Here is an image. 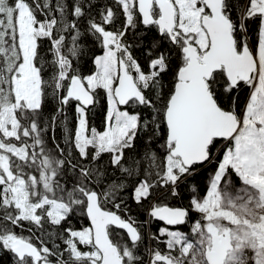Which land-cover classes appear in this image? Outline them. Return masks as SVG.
<instances>
[{"label": "snow or ice", "instance_id": "1", "mask_svg": "<svg viewBox=\"0 0 264 264\" xmlns=\"http://www.w3.org/2000/svg\"><path fill=\"white\" fill-rule=\"evenodd\" d=\"M0 264H264V0H0Z\"/></svg>", "mask_w": 264, "mask_h": 264}, {"label": "trees", "instance_id": "2", "mask_svg": "<svg viewBox=\"0 0 264 264\" xmlns=\"http://www.w3.org/2000/svg\"><path fill=\"white\" fill-rule=\"evenodd\" d=\"M142 63H143V61H141ZM70 113H71V110H70ZM94 123L97 125V126H99L100 125V118H99V113H98V115H97V117H96V119L94 120ZM76 224H77V226L79 227L80 226V224H82V223H85L84 221H77V222H75ZM155 225L153 226V230H155ZM5 260H6V257H5Z\"/></svg>", "mask_w": 264, "mask_h": 264}]
</instances>
